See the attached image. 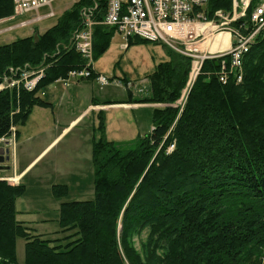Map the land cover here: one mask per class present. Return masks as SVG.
I'll return each instance as SVG.
<instances>
[{"label": "trees", "instance_id": "obj_1", "mask_svg": "<svg viewBox=\"0 0 264 264\" xmlns=\"http://www.w3.org/2000/svg\"><path fill=\"white\" fill-rule=\"evenodd\" d=\"M93 2L76 1L38 40L34 33L0 44V80L12 67L44 68L34 89L0 90V138L17 137L35 106L51 105L38 93L86 65L71 38ZM261 3L251 0L247 16L232 25L252 31L251 15ZM106 5L102 0L98 18ZM233 8V0H208L204 12L212 20ZM13 14V0H0V20ZM114 32L94 27V59ZM146 41L133 37L128 44ZM165 48L169 60L149 74V94L134 98L129 90V102L160 105L151 131L132 142L112 141L105 112L98 111L95 195L61 203L63 236L45 237L18 221L16 200L26 187L0 179V264H264V32L243 57L242 81L234 71L222 81L221 58L206 59L181 106L192 60ZM53 192L62 197L67 187L54 185ZM143 230L144 258L132 244ZM18 237L26 241L23 262Z\"/></svg>", "mask_w": 264, "mask_h": 264}, {"label": "rangeland", "instance_id": "obj_2", "mask_svg": "<svg viewBox=\"0 0 264 264\" xmlns=\"http://www.w3.org/2000/svg\"><path fill=\"white\" fill-rule=\"evenodd\" d=\"M76 1L78 0H56L52 4L56 15L38 23H32L36 17L34 13L0 22V44L34 33L35 35L43 33ZM236 2L243 4L241 0ZM263 4L258 7H263ZM50 10V7H46L41 9L40 13L43 15ZM227 14H230V17L232 15ZM246 16L247 10L242 18ZM212 20H214L213 26L210 27L212 35L200 46L206 50L202 52L203 54L209 53L208 50L214 51L217 47L225 48L230 41V34L224 29L220 30L226 27V20L223 18L221 22L214 18ZM243 28L244 26L241 30L245 31ZM223 31L225 33H221ZM262 32L264 27L260 29L258 35ZM220 34H224L223 38H219ZM92 56L94 58V51ZM166 60H169V56L164 45L148 40L129 45L128 40L115 31L108 49L94 59L95 69L108 77V83L97 81L96 74L95 77L56 84L53 91H49L47 95L43 92L42 95L45 100L51 102L49 107L35 106L26 123L18 126L17 137L11 136L2 140L0 138V147L9 150V173L12 174L14 170L20 172V176L13 181L26 187L24 194L16 200L18 214L34 233H42L43 236L54 235L52 237L63 236L62 232H57L60 229L62 201L86 200L95 195L92 151L94 127L97 125L98 116L89 107L91 98L95 97L100 102L106 100L112 102L106 105L115 104L104 110L108 139L132 142L139 134L143 135L151 129L154 109L146 106L133 108L125 106L127 103L123 102L128 100L129 90L134 98L148 95L149 74L160 62ZM191 60L188 80L176 102L179 106L187 100L206 59L199 71L197 69L200 59ZM239 74L242 75V68H239ZM64 89L69 93L62 95ZM59 184L67 187V193L62 197H57L53 192L54 185ZM17 239L18 259L23 262L26 241L22 237ZM147 240L148 231L143 230L134 236L132 242L143 258Z\"/></svg>", "mask_w": 264, "mask_h": 264}, {"label": "built area", "instance_id": "obj_3", "mask_svg": "<svg viewBox=\"0 0 264 264\" xmlns=\"http://www.w3.org/2000/svg\"><path fill=\"white\" fill-rule=\"evenodd\" d=\"M55 1L13 0L14 14L9 18L0 20V22L30 13L36 15L32 23L54 17L56 13L52 9V4ZM101 1L94 0L92 5L84 7L81 11L82 25L73 33L71 43L86 58V65L71 70L68 76L62 79L64 81L88 78L93 74V30L99 24L114 29L127 40L138 37L162 44L182 55L195 58V61L200 59L198 71L205 59L221 58L220 79L226 81V77L234 71L237 81L240 82L242 78H239V68L243 67H239V55L264 27V4L263 7H257L253 11L251 21L254 28L249 33H243L240 27L231 25V22L239 20L246 14L251 1L241 0L243 4L240 5L235 0L231 17L230 14L217 11L214 18L218 22H221L222 18L226 20V27H222L220 30L224 29L229 32V44L225 48L217 47L214 51L208 50L209 53L203 54V49L200 46L212 35L210 27L213 26L214 21L208 20L204 12L208 0H107L105 12L98 18L101 13ZM46 7H50L51 10L42 15L40 11ZM201 23L207 24V26L201 28L199 27ZM225 56L230 57L229 66H227ZM43 75L44 68L12 67L10 73L0 80V90L4 88L12 90L20 87L32 90ZM97 81L105 84L109 82V79L103 74H98ZM173 148L174 144L169 149Z\"/></svg>", "mask_w": 264, "mask_h": 264}, {"label": "crops", "instance_id": "obj_4", "mask_svg": "<svg viewBox=\"0 0 264 264\" xmlns=\"http://www.w3.org/2000/svg\"><path fill=\"white\" fill-rule=\"evenodd\" d=\"M54 25V24H53ZM51 27V26H50ZM94 69H95V67H94ZM96 70V69H95ZM96 72L97 73H99L97 70H96ZM100 74V73H99ZM61 82H64L65 83V81L64 80H62V79H60V80H58V81H56L55 83H53V84H51V85H49V86H47V87H45L44 89H42L39 93H38V95L41 97V98H43L42 97V95L44 94L43 92H46V94H44V95H47L48 94V92L49 91H53L54 90V87L56 86V84H58V83H61ZM65 93H69V91L68 90H66V89H64L63 91H62V95H65ZM131 97L128 95V100L126 101V102H123V103H127V104H124L125 106H129V107H133V108H138V107H143V106H146V107H151V108H153V109H155L156 107H160V105L159 104H151V103H149V104H143V103H133V102H129V99H130ZM44 99V98H43ZM45 100V99H44ZM47 101V100H46ZM49 102V101H48ZM105 102H108V100H106V101H103V102H100L99 100H97L95 97H92L91 98V100H90V104H89V107H90V109H91V111L92 112H94V113H98V111H100V110H105V109H107V108H109V107H112V106H115V104H113V105H106V104H104ZM51 103V102H50ZM120 106V105H119ZM34 109V108H33ZM153 128V126L151 127V129ZM151 129L150 130H148V132L149 131H151ZM148 132H146V133H148ZM9 156V155H8ZM9 160H10V158H9ZM9 160H8V162H9ZM8 162L6 161V163H4V164H1L0 166H2V165H4V166H6V167H8V168H4V169H0V175L2 176V179L3 178H5L6 180L8 179L9 181L10 180H13V179H15V178H17L18 176H20V172L18 173L16 170H14L13 171V173L12 174H10L9 173V166H8ZM11 182V181H10ZM11 183H13V181L11 182ZM14 183L16 184L17 182L16 181H14ZM17 184H20V183H17ZM63 202V201H62ZM17 209V208H16ZM19 211L17 210V220L18 221H20V222H22L24 225H25V220H22V219H20V216H19ZM27 226V225H26ZM29 227V226H28ZM30 228V227H29ZM31 229V228H30ZM58 231V230H57ZM36 234H39V233H36ZM42 233H40V235H41ZM52 236H54V235H52ZM52 236H50V235H47V236H45V237H52ZM56 237V236H55ZM54 238V237H53ZM17 248H18V240H17ZM17 256H18V254H17ZM19 260V259H18ZM19 262H21L20 260H19Z\"/></svg>", "mask_w": 264, "mask_h": 264}, {"label": "water", "instance_id": "obj_5", "mask_svg": "<svg viewBox=\"0 0 264 264\" xmlns=\"http://www.w3.org/2000/svg\"><path fill=\"white\" fill-rule=\"evenodd\" d=\"M36 40H38L39 36L36 34L35 35ZM9 150L4 147H0V165L4 164V162L9 160ZM8 168L4 165L0 166V169Z\"/></svg>", "mask_w": 264, "mask_h": 264}, {"label": "bare ground", "instance_id": "obj_6", "mask_svg": "<svg viewBox=\"0 0 264 264\" xmlns=\"http://www.w3.org/2000/svg\"><path fill=\"white\" fill-rule=\"evenodd\" d=\"M207 26V24H205L204 25V23H201V25L199 26V27H201V28H203V27H206ZM225 32H227V31H225ZM224 31L223 32H221V33H225ZM227 34H229V32H227ZM229 44V43H228ZM251 43L249 42V45L247 46V48L246 49H244L243 50V52L239 55V67L241 66L242 67V58H243V56L249 51V46H251L250 45ZM206 46H207V42H206ZM203 51H206V50H203ZM210 52H212V51H210ZM241 73V72H240ZM243 73V72H242ZM242 77H244V76H242L241 74H239V78H242ZM1 86V85H0Z\"/></svg>", "mask_w": 264, "mask_h": 264}, {"label": "flooded vegetation", "instance_id": "obj_7", "mask_svg": "<svg viewBox=\"0 0 264 264\" xmlns=\"http://www.w3.org/2000/svg\"><path fill=\"white\" fill-rule=\"evenodd\" d=\"M8 162V161H7ZM4 163H6V162H4Z\"/></svg>", "mask_w": 264, "mask_h": 264}]
</instances>
